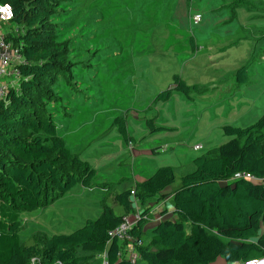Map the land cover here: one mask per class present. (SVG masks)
Returning <instances> with one entry per match:
<instances>
[{"label":"trees","instance_id":"trees-1","mask_svg":"<svg viewBox=\"0 0 264 264\" xmlns=\"http://www.w3.org/2000/svg\"><path fill=\"white\" fill-rule=\"evenodd\" d=\"M65 2L0 0L13 9L19 32L7 39L24 59L18 90L0 101V264H93L90 260L104 253L106 264H131L119 257L125 245L109 236L133 212L131 191L143 205V216L151 212L152 200L171 198L172 204L170 218L151 228L142 219L130 232L142 264H215L219 259L243 264L264 258V112L251 126H224L230 139L213 155L195 158L194 171L178 177L171 167H162L132 188L109 191L104 185L114 205L105 198L95 220L69 234L21 242L22 213L49 206L77 185L89 189L95 179L89 162L66 146L58 113L50 108L56 104L52 91L76 69L68 59L71 38L60 41L67 28L60 21L69 10ZM235 79L246 83V66ZM197 91L175 74L155 102H168L174 92L189 97ZM114 124L124 142H134L123 117ZM237 173L259 181L234 179Z\"/></svg>","mask_w":264,"mask_h":264},{"label":"rangeland","instance_id":"rangeland-1","mask_svg":"<svg viewBox=\"0 0 264 264\" xmlns=\"http://www.w3.org/2000/svg\"><path fill=\"white\" fill-rule=\"evenodd\" d=\"M154 1L66 0L69 10L60 21L67 28L62 32L60 41L71 38L68 59L76 69L74 76L52 91L51 100L56 104L50 108L58 113L57 125L66 146L89 162L95 169V179L89 189L77 185L49 206L22 213L21 242L77 230L86 220H94L102 213L105 198V203L113 206L111 192L107 189L122 191L125 186L132 185L134 174L138 176L146 171L145 165L134 158L133 151L138 146L141 147L138 149L150 148L148 144L152 143L151 149H155L157 140H169L168 133L186 134L190 123L199 128V133H203L206 127L218 125L245 128L263 114L262 109L251 123L240 126L239 119L242 118L238 116L233 98L214 96L213 103L207 102L203 106L201 89L197 91L198 94L192 95L197 100L194 106L185 95L179 93L184 96L180 99L175 92L169 102H154L159 93L168 89L173 74L180 75L187 85L192 86L197 80L205 85L208 79L217 77L219 69L229 68V73H234L241 67L237 63L227 65L224 62L226 53L219 49L228 45L222 44L228 41L226 37L229 33L226 30L247 17L243 14L246 12L244 10L233 9L234 13H227L220 2L212 6V0H196L197 8L202 3L204 11L202 22L195 25L191 20L192 13H189V19L186 18L185 3L176 0V9L170 10L169 15L163 10L165 3L157 2L159 5L154 10L156 18L145 20V9L152 7ZM225 17V20L217 21ZM145 24L148 28L140 30L141 25ZM133 26H137L135 29L138 30ZM250 32L246 30L241 33L248 34L240 44L250 48L257 44L260 46L261 40L251 36ZM191 37L199 47L195 53L190 47ZM258 52L256 48L252 60L256 59ZM200 64L203 68L199 67ZM253 69L256 73L251 77L250 89L255 88L259 79V69L256 66ZM263 100L264 95L257 102L262 104ZM227 105L235 107L228 110ZM118 117L125 119L127 131L135 145L129 146V142H124L114 124ZM224 138V141L218 142V146L230 139L225 135ZM199 139L198 135L193 143ZM193 146H189V156L196 155L194 158L207 151V148L194 151ZM161 149L158 147V152ZM160 153L167 155L171 152L168 147ZM190 170H193V166ZM190 170L176 175L181 177ZM104 185L107 187L105 191L101 188ZM115 211L119 213L120 209L115 208ZM102 256H95L90 262L103 264Z\"/></svg>","mask_w":264,"mask_h":264},{"label":"crops","instance_id":"crops-1","mask_svg":"<svg viewBox=\"0 0 264 264\" xmlns=\"http://www.w3.org/2000/svg\"><path fill=\"white\" fill-rule=\"evenodd\" d=\"M143 1L146 2L149 0H143ZM178 1L181 3H185V5H186V9H187L186 10V18L189 19V13H192L191 20L194 23L193 17L197 14H199V15L201 14L200 21L197 24H195V23L194 24L198 25L202 22V20H203L202 10L204 11V7L201 3L198 5V8H197L196 2L199 0H197V1L196 0H178ZM201 1H204V0H201ZM154 2L155 3L152 7H147L145 9V12H146V16L144 17L145 20L151 21L152 19L156 18L157 14L155 13L154 10H157V5H159L157 2H159V3L164 2L165 3V5L163 6V10H166L168 15H169L170 10L174 11V9H176V5H177L176 0H162V1L161 0H155ZM217 2H220L222 4L221 8H224V10L227 13H234L233 9H235V10L239 9L242 11L243 10L246 11V12H243V14L247 15V17H245L244 19L238 20L237 22H235L236 26H232L230 29L226 30V33H229L228 36L226 37L228 41H223L222 44L228 43V45L221 47L219 50H223V52L226 53V58H225L224 62L227 65L230 66L231 64L237 63L238 65H241V67L242 66L247 67V81L244 84H238L236 82L235 74H236L237 70L240 69L241 67H239L234 73H231V72L229 73L230 69L227 68V69H219L220 71H218L217 77H213V78L211 77V79H208V81L204 83L205 85L199 84L198 83L199 81L197 80V81H194L195 83H193L192 86L196 85L198 88V91H199V89H201L200 95L203 94V95H201V99H203L201 104L203 106L206 105L207 102L213 103L215 100V99H213L214 96L218 97V98H220L222 96L230 97L231 99L233 98L235 101L236 108L239 112L238 116L240 118H242V119H239V125L244 126L245 124L251 123L257 117V115L261 112V110L262 109L264 110V100H263L262 104L257 102L258 99H260V97H262L264 95V0H212L211 5L214 6ZM176 13H178V10L176 11ZM226 18L227 17L220 19V20H217V21H222V20H225ZM137 26H133V28L135 29ZM2 27L7 29V30H10L12 32V34H15V35H17L19 32L18 27L16 25H14L12 23V21L10 23L3 24ZM142 28H145V30H146V28H148V27L145 24V25H141V27L139 29L142 30ZM135 30H138V29H135ZM238 30H239V32H238ZM246 30H251L250 35L253 36L254 38H257L258 40H261L259 42L260 46H258V44H257L255 47L250 48V46L246 47L245 44H240V42L245 40L246 35L248 34L247 33V34L241 35V33L245 32ZM139 34H141V33H139ZM135 37H137V36L135 35ZM236 38H237V41L235 43L234 40ZM190 47L194 53L199 50V47L196 45V43L192 37L190 38ZM256 48L259 50V52L256 55V59L252 60V59H254L252 57L253 53H254L253 56L255 57ZM225 50H227V51L225 52ZM216 53H217V49H215V55H216ZM215 55H214V57H215ZM226 64H224V66H227ZM253 66H256L259 69V74H258L259 79L255 83V85H256L255 88L250 89L249 85L251 84V77L255 76V73H256V71H254V69H253ZM199 67L203 68V65L200 64ZM173 75H175V74H173ZM258 75H257V77H258ZM10 80L11 79H3V81H6V82H9ZM184 82L186 83L185 80H184ZM171 84H172V78H171L169 87L171 86ZM188 86H191V85H188ZM175 94H179V93L175 92ZM193 94L196 95V94H198V92L197 93H191L189 95V97L185 96L187 99L190 100L189 102H192L191 103L192 106H194L195 101H197L195 99V97L192 96ZM172 96H173V94H172ZM179 96H180V99H182L184 97L181 94H179ZM171 97H170V99H171ZM170 99H169V101H170ZM253 101H255V102L252 103ZM154 102H155V100H154ZM230 103L233 104L232 101H230ZM235 105L232 107H235ZM232 107L228 106V110L232 109ZM195 111H197V110H195ZM225 126H227V125H225ZM223 127H224V125H218L216 127L212 126L211 128L206 127L205 130H203V133H199V128L195 124L190 123L188 126V131L186 134H182V132L181 133L173 132L170 134L168 133L167 135H168L169 140H166V141L157 140L156 141L157 148L162 147L160 152L165 150V148L169 147L171 153H169L167 155H166V153H163L164 154L163 155L162 153L158 152L157 148L151 149V147L153 146L152 143L148 144L149 146H151L150 148L145 147L142 149H138L140 147V146H138L133 151L134 152V158H137L141 163H143L145 165L146 171L140 172V174L138 176H136L134 174L133 178H132V185L131 186H125L124 190L127 188H130V187H134V184L137 182L148 179L157 171V169L162 168V167H171L176 174L182 173V172H184V170H190L191 166H193L192 171H194L193 161H194V159H195L194 157L196 155L192 154L189 156V154L191 153V148H189V146H192L193 144H194V146L200 145L201 150H204L207 148V151L205 152V154H202L201 156H198V157H205V156L213 155L214 150L219 147L217 145L218 142H222L225 140V138H224L225 134L223 135ZM208 128H209V131L206 132V130ZM197 134L199 135L200 139L197 141V143H193L194 139L198 137ZM129 142H131L133 145L136 144L135 141L134 142L129 141ZM179 163L181 164V166L179 165ZM131 165H133V164H131ZM175 166H178L180 168L177 169V168H175ZM186 174H188V173H186ZM105 184H107V183H105ZM110 195H111V193H110ZM110 197H108V198H110ZM112 199H113V197H112ZM131 201H132V199H131ZM132 203H133V201H132ZM166 204H167V206L169 205V208L172 212L171 198H169L167 200ZM132 206L134 208V205H132ZM149 206L152 207V210L159 209L160 212L163 210V208H165V205L162 202H157L156 200L150 201ZM140 208L142 211H144L143 205H141ZM148 227L151 228L153 226H148ZM121 253H122V251L119 252V255ZM102 255H103L102 257L104 258V261H105V253ZM104 261H103V263H104ZM138 262H141V261H138ZM215 264H225V262L223 260L219 259Z\"/></svg>","mask_w":264,"mask_h":264},{"label":"built area","instance_id":"built-area-1","mask_svg":"<svg viewBox=\"0 0 264 264\" xmlns=\"http://www.w3.org/2000/svg\"><path fill=\"white\" fill-rule=\"evenodd\" d=\"M0 8H6L5 11L0 12V101H5L10 90H18V81H20L21 77L19 66L23 64L24 59L20 54V48L14 47L7 39V35H13L12 32L2 27L3 24L10 23L13 20V9L8 4H0ZM200 19L201 15L199 14L193 17V21L195 24H197ZM3 79L11 80L9 82H6L3 81ZM129 146H132L131 142H129ZM193 150L199 151L201 150V146L195 145L193 147ZM234 179L259 181L253 176L244 173L235 174ZM131 196V199L133 201L132 204L134 205L133 212L123 217L121 224L114 230L110 231L109 236L111 237V239L116 238L118 241L122 242V244L125 245L119 257H125L130 261L131 264H137L139 258L137 251L134 248L135 240L130 236V232L142 219L147 220V227L154 226L156 223L166 218H170L173 212H171L169 205L167 206L166 204L168 199H165L162 201V203L165 205V208H163L161 212L159 211V209H154L151 210L148 215L143 216V211L140 208L141 204L139 200L134 197V191H131ZM103 264H106V262L104 261ZM243 264H264V258L253 259L244 262Z\"/></svg>","mask_w":264,"mask_h":264},{"label":"clouds","instance_id":"clouds-1","mask_svg":"<svg viewBox=\"0 0 264 264\" xmlns=\"http://www.w3.org/2000/svg\"><path fill=\"white\" fill-rule=\"evenodd\" d=\"M5 10H6V8H0V12H3Z\"/></svg>","mask_w":264,"mask_h":264}]
</instances>
